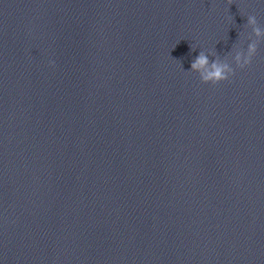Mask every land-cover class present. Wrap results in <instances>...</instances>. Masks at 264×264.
Listing matches in <instances>:
<instances>
[{
  "label": "clouds",
  "instance_id": "obj_1",
  "mask_svg": "<svg viewBox=\"0 0 264 264\" xmlns=\"http://www.w3.org/2000/svg\"><path fill=\"white\" fill-rule=\"evenodd\" d=\"M248 22L255 24L257 21L255 17H249ZM257 36L261 34V30L257 27L254 29ZM256 54V45H249L248 53L246 55L238 53L235 57L236 68L243 69L249 66L252 58ZM54 65V62H51ZM192 69L200 73V80L202 83L216 86L221 82L228 81L235 75V69L232 65L219 60L209 61L208 57L201 53L192 63Z\"/></svg>",
  "mask_w": 264,
  "mask_h": 264
}]
</instances>
